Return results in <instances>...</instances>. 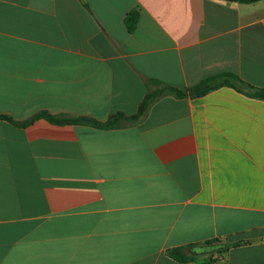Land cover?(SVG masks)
Segmentation results:
<instances>
[{"label":"crops","instance_id":"0c3cea01","mask_svg":"<svg viewBox=\"0 0 264 264\" xmlns=\"http://www.w3.org/2000/svg\"><path fill=\"white\" fill-rule=\"evenodd\" d=\"M227 74L264 89V0H0V115L105 123L155 81L187 93L112 129L0 119V264H264V100Z\"/></svg>","mask_w":264,"mask_h":264},{"label":"trees","instance_id":"16d2710c","mask_svg":"<svg viewBox=\"0 0 264 264\" xmlns=\"http://www.w3.org/2000/svg\"><path fill=\"white\" fill-rule=\"evenodd\" d=\"M239 1H249V0H239ZM136 25V16L131 15L128 19V28L130 31H133L135 29ZM224 84L232 86L236 89H238L241 92L246 93L247 95L255 98H259L264 100V89L263 88H257L254 87L244 81H242L239 77L233 74H227L223 77ZM156 88L151 91L143 103L140 106L139 112L137 115L132 117H126L123 114H115L111 116V118L105 122H97L93 119L87 118V117H64V116H53L50 115L47 112H41L35 115L30 121L28 122H15L11 118L7 116L0 115V119L6 120L10 122L12 125L16 127H27L28 125L32 124L34 121L38 119H45L53 124H70V125H86L91 126L94 128L99 129H112V128H118L122 125H128L136 122L140 117H142L147 108L149 107L150 103L154 101L156 98L164 95L169 94L176 97H183L187 93L181 90H178L173 87H169L166 85H163L159 83V81H155ZM215 85L211 84V80L203 81L199 86L193 88L190 90V94L193 96H200L204 95L205 93L209 92L213 88H215ZM225 250V244L221 242L218 239L207 241L204 244L200 245H189V246H183V247H177L173 248L169 251L170 257L175 259L177 262L185 263L188 261H191L194 257V255L198 254H216L219 256L223 255V252Z\"/></svg>","mask_w":264,"mask_h":264}]
</instances>
